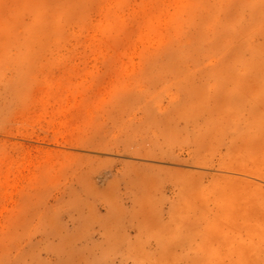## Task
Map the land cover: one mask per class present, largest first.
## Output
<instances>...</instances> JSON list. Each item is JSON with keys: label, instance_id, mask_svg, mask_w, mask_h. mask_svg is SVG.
Instances as JSON below:
<instances>
[{"label": "rangeland", "instance_id": "374dc122", "mask_svg": "<svg viewBox=\"0 0 264 264\" xmlns=\"http://www.w3.org/2000/svg\"><path fill=\"white\" fill-rule=\"evenodd\" d=\"M0 264H264V0H0Z\"/></svg>", "mask_w": 264, "mask_h": 264}, {"label": "crops", "instance_id": "0c3cea01", "mask_svg": "<svg viewBox=\"0 0 264 264\" xmlns=\"http://www.w3.org/2000/svg\"><path fill=\"white\" fill-rule=\"evenodd\" d=\"M138 163H143V162H140V161H137ZM109 200V199H108ZM111 200V199H110ZM112 201V200H111ZM113 201H114V198H113ZM121 206V205H120ZM112 207H117V205H114V203L112 204Z\"/></svg>", "mask_w": 264, "mask_h": 264}]
</instances>
